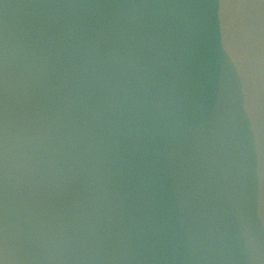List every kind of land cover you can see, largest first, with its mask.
<instances>
[{"label":"water","instance_id":"1","mask_svg":"<svg viewBox=\"0 0 264 264\" xmlns=\"http://www.w3.org/2000/svg\"><path fill=\"white\" fill-rule=\"evenodd\" d=\"M45 3L177 6L142 18L108 8L71 22L67 35L64 22L54 25L55 38L36 46L50 53L53 74L89 52L108 60L137 101L120 138L131 161L115 178L121 202L104 219L112 236L158 255L131 264H251L245 233L264 245V71L256 88L246 44L221 15L223 0H0V141L5 23L13 43L21 34L35 40L39 12L18 6Z\"/></svg>","mask_w":264,"mask_h":264},{"label":"clouds","instance_id":"2","mask_svg":"<svg viewBox=\"0 0 264 264\" xmlns=\"http://www.w3.org/2000/svg\"><path fill=\"white\" fill-rule=\"evenodd\" d=\"M177 6L45 3L18 6L38 10L35 40L23 34L13 43L5 23L3 122L0 141L2 244L0 264H131L156 259L154 249L124 234L112 236L104 223L120 204L115 178L130 167L121 136L137 103L108 60L92 53L71 60L53 74L50 53L36 41L55 38L50 29L90 15L142 18ZM7 15V12H6ZM239 36L256 70L264 71V0L237 6ZM131 101V103H129ZM259 210L264 215V154L258 156ZM246 258L264 264V245L245 233ZM208 258V257H205Z\"/></svg>","mask_w":264,"mask_h":264},{"label":"snow or ice","instance_id":"3","mask_svg":"<svg viewBox=\"0 0 264 264\" xmlns=\"http://www.w3.org/2000/svg\"><path fill=\"white\" fill-rule=\"evenodd\" d=\"M250 0H223L221 5V15L225 19L226 28L239 36V21L237 15V6L246 4ZM259 3L260 0H255Z\"/></svg>","mask_w":264,"mask_h":264}]
</instances>
